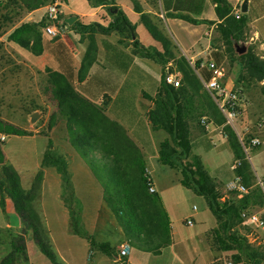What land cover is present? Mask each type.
<instances>
[{
	"label": "trees",
	"instance_id": "trees-1",
	"mask_svg": "<svg viewBox=\"0 0 264 264\" xmlns=\"http://www.w3.org/2000/svg\"><path fill=\"white\" fill-rule=\"evenodd\" d=\"M213 1L216 3L215 11L220 20L216 25L226 45L231 47L233 44L244 42L246 22L251 20L252 14L241 12L240 16L236 17L227 0ZM20 2L29 11L38 9L43 4V0H20ZM134 10L140 14V21L150 36L162 46V51L153 49L151 54L147 55L162 64L172 60L180 74L179 85L173 86L165 81L167 70L163 69L160 87L154 96H147L153 103L147 112L152 128L162 129L168 134V137L160 143L158 160L162 164L178 169L181 174L180 183L205 199L208 209L216 220V227L212 230V244L218 250L224 252L243 250L244 255L240 256L238 252L233 256L235 263L264 264V254L251 248L247 237L238 235L236 228L243 221L240 216L242 210L247 209L251 204L264 206L263 192L259 188H254L242 194L238 201L232 200L221 204L214 179L204 168L200 158L192 154L190 120L200 117L205 118L204 124L212 121L222 126L226 136V146L233 153L235 161H240V164L234 168L235 173L241 176L246 187L249 186L245 178L242 144L235 131L225 124L224 115L202 84V80L209 79L210 71L200 68L199 64L203 60L201 58L194 60L193 65H190L182 55L175 58L171 40L137 4H134ZM173 15L193 23L198 22L184 14ZM43 25L42 20L37 26L24 23L12 32L11 39L21 47L29 48L33 53L42 52L46 47L42 44L41 38ZM86 27H90L91 30L93 26L89 24L85 29ZM99 29L103 33L116 30L121 42L128 43L133 39L134 47L139 44L134 25L120 9L113 14V19L107 26H99ZM26 34L34 39L26 38ZM95 52V39L89 31L82 71L90 65ZM213 60L219 65L218 54H215ZM237 62L240 71L234 88L239 93H242L237 87L239 82L257 84L264 81V57L257 54L253 44L244 47L238 55ZM61 69L63 72L58 69L50 71L49 79L57 100L58 113L66 120L71 146L81 155L94 178L101 185L104 203L113 213L128 245L135 249L159 253L171 243L170 219L161 197L155 191L150 192L148 189L146 164L141 147L122 125L103 112L102 107L81 96L78 89L73 86L70 69L65 66ZM262 91L264 93V86ZM0 134L30 135L31 132L0 120ZM247 144L248 140L245 146ZM45 167H54L60 176V198L68 210L71 233L86 238L91 249H98L110 257H115L117 255L115 247L108 242L95 241L85 229L81 216L82 202L75 195L72 174L68 169L65 155L52 148V142L49 140L39 169L28 189L22 188L19 184L18 176L6 161L0 144V208L4 214H7L6 198H8L21 225L19 231L11 235L10 250L0 260V264L28 262L25 239L29 232L52 264H63L56 257L44 223V216L39 210Z\"/></svg>",
	"mask_w": 264,
	"mask_h": 264
},
{
	"label": "rangeland",
	"instance_id": "rangeland-1",
	"mask_svg": "<svg viewBox=\"0 0 264 264\" xmlns=\"http://www.w3.org/2000/svg\"><path fill=\"white\" fill-rule=\"evenodd\" d=\"M69 1H71L76 8L85 10L87 9L86 2L89 3L93 0ZM147 1L155 6V0ZM156 1L159 2V8L162 10L164 8L165 10L167 0ZM52 2H60L64 4L66 0H43V4L39 9ZM132 3L133 7L134 4H137L140 7V4L136 0H133ZM112 8H115V6H112ZM106 11L112 20L113 13L109 12L108 7ZM164 14L166 15V13ZM41 15L42 9L38 11H29L23 6L20 0H0V120L31 132L30 135L0 134V144L6 161L14 168L19 179V184L24 189H28L32 184L35 174L39 169L43 151L46 149L49 140L52 142V148L57 150L58 153L65 155L67 166L71 174L72 171L70 170L68 163L71 159L70 152L77 154L81 158V155L71 146L68 140L66 120L58 113L57 100L52 92L49 72L57 69L51 64V61L44 51V49L48 48V40L46 39L48 37L42 33V44L46 47L39 53H33L29 48L21 47L11 39L12 32L24 23H30L37 26V23L41 21ZM89 24L93 26L91 23ZM79 25L80 28L77 26L78 30H82L83 27L85 29L87 24ZM159 26L160 30L174 42L175 52L179 55L183 54L184 56H190L192 53L202 50L207 44V36H209L211 41L209 48L207 49L208 56L214 59L215 54H218L220 57L219 65L224 68L226 75H229L232 72H234L235 75L239 73L240 67L237 62L238 55L247 44H253L248 39L247 28L245 30L246 40L238 45L233 44L230 47L224 42V38L217 25L214 27L211 34H208L207 36L202 34L199 40L197 35L192 33L193 31L188 30L186 24L174 26L171 23H166L164 19H162L159 22ZM73 28L75 29V27ZM141 28L144 32L140 33L141 39H145L144 34L149 38L150 34L147 30L144 29L143 26ZM94 29L95 27H92L91 31H89L92 32ZM181 33H184L186 37L185 39H187L189 43H192L191 48L184 46L179 40L178 37ZM25 36L31 40L34 39L31 35L26 34ZM228 48L231 50H228ZM194 60H196V58ZM171 62L172 65H169L168 69L170 68L169 70L172 73H175L176 78L180 81V74L177 71L174 62L172 60ZM193 62L190 63V65H193ZM87 68L88 66H86L85 69ZM257 84L251 86L246 97L241 93L242 112L240 116L234 120L235 125L236 123H245L243 121H245L246 118L247 122L252 125V128H249L251 130L243 129L241 135H237V137H240L244 143L252 137L253 127H264V93L262 87ZM237 87L240 89V86ZM86 99L94 103L92 100L88 98ZM33 113H36V117L31 120V115ZM201 119L202 118L200 117H196L190 120V125L193 127L192 134H195L199 130V127L201 129V127L203 128L205 126ZM225 124L229 125L226 122ZM231 128L233 129V127ZM261 132L263 133V136L260 138V143L256 145L257 147H248L247 151H244L243 149V162L246 168V182L249 184L246 192L254 188H259L264 194V184L263 186L258 184V180L264 182V132ZM155 134L156 136L163 134L165 138L167 137V134L164 131ZM188 160H191V156ZM232 165L233 173L229 169L223 179L214 180L218 200L221 204L232 200L238 201L241 195L246 193L230 191L226 188V183L233 178L235 174V160ZM227 166H229L228 163ZM148 167L147 169L151 170V175L155 183V192L160 197H163L173 227H178L179 229V233H176L177 241L174 245V250L176 252L184 253L187 251V247H189L188 237L192 236L199 229L201 219H204L205 222L208 220L210 223L214 218L207 209L205 199L192 193L191 190H188L181 185V175L179 172L163 165L157 160L150 162ZM87 168L89 169L88 166ZM89 171L91 172L90 169ZM94 180L101 191L102 198L100 208L96 212L97 225L94 227V230H88L82 217L84 227L95 241L109 243L113 240L117 241L116 238L121 241L123 236L122 230L117 224L113 213L104 203L101 185L95 178ZM58 189L59 182L55 171L51 169L44 170L39 210L44 216V223L48 230L56 257L63 264H91L86 260V247L82 237L72 235L68 232L70 231L69 214L67 218V212L63 207L64 204L60 198V194L58 198ZM59 200H61L63 205L60 204ZM6 202L8 203L7 214H4L0 208V260L10 250L11 235L18 232L21 226H13L12 222H17L19 219L16 217L8 198H6ZM246 210L250 213H256L264 218V206L260 207L257 204H251ZM242 220L243 221L239 227H236L237 234L240 236H246L251 248L264 254V227H259L243 218ZM187 221H192V224H188ZM7 223L10 224L5 225ZM25 243L28 262L20 264H52L34 242L30 232L26 236ZM116 247L121 248L119 242ZM166 251H168V249ZM238 252L240 256L244 255L243 250L226 251L224 258L226 263L231 262L232 264H236L233 256L238 254ZM242 263L240 262L238 264Z\"/></svg>",
	"mask_w": 264,
	"mask_h": 264
},
{
	"label": "crops",
	"instance_id": "crops-1",
	"mask_svg": "<svg viewBox=\"0 0 264 264\" xmlns=\"http://www.w3.org/2000/svg\"><path fill=\"white\" fill-rule=\"evenodd\" d=\"M136 1L140 4L142 12L149 15L158 26L162 19H164L166 23H171L174 26L186 24L188 30L193 31L192 33L197 35L198 40L202 34L206 36L211 34L216 23L220 21L215 11L216 3H214L213 0H167L165 10L164 8L163 10L159 8V2L156 0L155 6L147 0ZM227 1L231 5L232 13L240 7L242 2V0ZM86 3L87 9L85 10L76 8L69 0H66L64 4L61 3L64 10L66 30L54 40L46 38L49 44L47 43L48 48L44 49L45 54L56 69L61 72H63L61 69L62 66L70 69L73 76V86L78 89L79 93L83 97L101 106L105 114L110 119L122 125L134 141L141 147L146 164V171L151 177L155 187L151 170L147 169V167L150 162L155 160L159 161L158 154L160 143L164 140L165 136L163 134L156 136L155 133L164 130H155L152 128L147 112L153 106V103L147 96H154L157 92L161 84L163 69L167 70L168 66L172 65V62L170 61L166 64H162L150 55H147L148 53L151 54L153 49L162 51V46L151 36L147 38V36H145L146 34H144L145 39H141L140 33H144L141 28L143 24L139 18L140 14L134 10L132 0H105L102 2L93 0ZM112 6H115V8H112ZM107 7L109 12L113 14L120 9L129 21H131L135 28L136 40L139 43L137 47L133 46V39L129 40L128 43L121 42L120 35L116 30L103 33L99 29V26H107L111 21V17L106 11ZM40 9L38 8L33 11H38ZM248 12L252 14L251 20L246 22L248 39L254 44L257 54L264 57V0H248L247 11L245 13ZM164 13H166V15ZM173 14H184L191 19L198 20V22L193 23ZM208 21H213V23H208ZM89 23L95 27L91 34L95 39L96 52L88 68L82 71V63L87 46L86 35H88L90 27L84 29L82 26V30H78V28L81 27L79 24L88 25ZM73 27H75V29ZM178 38L184 46L192 47V43H189V41L185 39L184 33H181ZM207 40L208 42L202 50L192 53L190 56L181 55L184 56L189 63H192L195 58H201L204 61L211 59L212 57L208 56L207 51L211 38L207 36ZM171 42L173 44L172 51L175 57L181 56L175 52V44L172 40ZM173 74L175 75V73ZM237 77L238 73L235 75L234 72L229 75H226L225 72L224 76L227 84L232 87L236 85ZM253 84L254 83L247 84L239 82L237 86H240L242 94L246 97ZM257 85L261 87L264 86V81L259 82ZM243 122L245 123L237 124L235 122L236 124L233 127V130L239 136L243 129L251 130L249 128H252V125L247 122L246 118ZM263 129V126L253 127L252 137L259 138L260 140L263 136L261 132H264ZM190 131L192 154L200 158L204 168L214 180L223 179L229 169L232 173L234 172L232 164L235 158L233 153L226 146V136L222 131V126L208 121L203 128L201 127L200 129L199 127V130L195 134H192V126H190ZM238 139H240V137H238ZM70 155L71 159L68 163L72 171L74 191L82 202L83 222L88 230H94V227L97 225L96 212L101 205V191L83 160L73 152H70ZM227 163L229 166H227ZM168 167L180 173L176 168ZM50 169L55 171L57 175L59 182V198L61 190L60 177L54 167L44 168V170ZM161 200L169 216V211L164 203L163 197H161ZM59 201L60 204H62L61 200ZM63 207L67 212L68 218V210L64 205ZM208 211L212 214L209 209ZM212 216L214 220L210 223L208 220L205 222L204 219H201L199 229L192 236L188 237L189 247H187V251L184 253L174 250V245L177 241L176 233H179V229L178 227L174 228L170 220L171 243L162 248L157 254L131 247L123 238L124 236H122L121 241L116 238L117 241L113 240L109 242L111 246L117 249V255L115 257H110L101 250L91 249L89 241L82 237L86 247V260L91 264H229L231 262L226 263L224 260L225 252L218 250L212 244V230L216 227L215 217L213 214ZM9 224L10 223H7L5 225ZM12 224L14 227H18L20 221L12 222ZM190 224H192V221ZM68 232L71 233L70 231ZM71 234L76 235L73 233ZM78 237L81 236L78 235ZM118 242L121 246L123 245L128 248L126 254H119L120 248L116 247ZM167 249L168 251H166Z\"/></svg>",
	"mask_w": 264,
	"mask_h": 264
},
{
	"label": "built area",
	"instance_id": "built-area-1",
	"mask_svg": "<svg viewBox=\"0 0 264 264\" xmlns=\"http://www.w3.org/2000/svg\"><path fill=\"white\" fill-rule=\"evenodd\" d=\"M240 13V7H238L235 12H233L234 16L236 17H239ZM41 20L44 22V25L41 27V31L48 38H57L58 36L62 35L66 30L64 10L60 2H52L46 4L42 8ZM199 65L200 68H205L211 73L208 80H202L204 88L211 95L217 107L224 115L225 122L231 127H234V120L239 117L242 112L241 93H239V91L236 90L234 87L229 86L227 84L224 78V68L221 65H218L212 58L206 61L202 60ZM165 81L169 84H172L173 86L179 85V80L169 70L166 71ZM201 121L204 123L205 118H202ZM240 141L244 151H247L248 147L256 146L260 143L259 138L256 137L249 138L248 144L246 145L248 147L245 146L246 142L244 143L241 138ZM238 164H240V161H236V165ZM147 184L149 191L154 192L155 187L148 172ZM258 184H260V186H263L264 182L262 180H258ZM226 188L230 191H236L241 193L247 191V187L243 184L241 176L236 173L234 174L233 178L226 183ZM240 216L241 218L249 220L250 222L256 224L259 227H264V218L260 217L256 213H250L249 211L244 209L241 211ZM187 223L190 224L191 221H187ZM127 252L128 248L122 245L119 250V254L124 255Z\"/></svg>",
	"mask_w": 264,
	"mask_h": 264
},
{
	"label": "water",
	"instance_id": "water-1",
	"mask_svg": "<svg viewBox=\"0 0 264 264\" xmlns=\"http://www.w3.org/2000/svg\"><path fill=\"white\" fill-rule=\"evenodd\" d=\"M247 3H248V0H242L241 5H240L241 12L245 13L247 11ZM113 11H116V10H113ZM35 117H36V113H33L31 115V120H33Z\"/></svg>",
	"mask_w": 264,
	"mask_h": 264
}]
</instances>
